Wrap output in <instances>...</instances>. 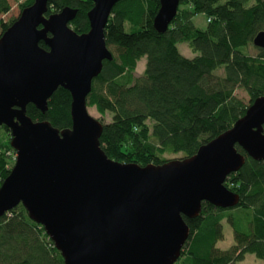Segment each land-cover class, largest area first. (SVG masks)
<instances>
[{
  "label": "water",
  "instance_id": "1",
  "mask_svg": "<svg viewBox=\"0 0 264 264\" xmlns=\"http://www.w3.org/2000/svg\"><path fill=\"white\" fill-rule=\"evenodd\" d=\"M51 1L33 0L0 37V126L15 151L0 185V217L21 204L64 264H174L189 235L184 218L196 217L202 202L223 209L238 203L224 185L244 163L236 146L264 159V95L191 157L158 166L114 161L99 145L102 125L86 97L112 59L104 30L120 0H91L82 34L69 26L75 9L46 15ZM178 5L159 0L157 32L166 31ZM253 45L264 48V31ZM58 87L71 96V127L61 131L26 115L29 104L45 112Z\"/></svg>",
  "mask_w": 264,
  "mask_h": 264
},
{
  "label": "trees",
  "instance_id": "2",
  "mask_svg": "<svg viewBox=\"0 0 264 264\" xmlns=\"http://www.w3.org/2000/svg\"><path fill=\"white\" fill-rule=\"evenodd\" d=\"M33 0L19 4L21 11ZM91 0H52L46 15L64 7L76 10L69 23L76 33L88 31ZM159 0H120L111 10L104 35L111 60H104L86 97L110 121L104 122L99 145L119 163L162 165L166 153L193 156L198 148L244 115L264 95V48L253 39L264 31V0H179L177 13L164 33L153 27ZM10 10L0 0V14ZM196 14L208 19L204 27L192 22ZM15 20V19H14ZM0 19V37L14 21ZM127 27V30H126ZM186 44L192 57L178 44ZM40 47L47 49L43 42ZM252 46L255 54L248 49ZM144 58L140 75L137 63ZM221 71V73H218ZM244 90L249 103L236 97ZM70 93L58 87L41 112L26 107L32 121H46L59 131L71 127ZM264 130V124H263ZM11 135L0 126V185L15 160ZM244 156L240 169L224 185L239 197L228 209L202 202L199 214L184 218L189 235L174 264H236L250 254L264 262V159ZM232 230L233 243L221 249L223 222ZM0 264H64L41 225L33 222L21 204L0 217Z\"/></svg>",
  "mask_w": 264,
  "mask_h": 264
},
{
  "label": "rangeland",
  "instance_id": "3",
  "mask_svg": "<svg viewBox=\"0 0 264 264\" xmlns=\"http://www.w3.org/2000/svg\"><path fill=\"white\" fill-rule=\"evenodd\" d=\"M23 1L25 0H9L10 10L7 13L0 14V19L4 22L9 21L10 19H13V20L16 19L20 13L19 4H21ZM207 21L208 19L205 17L204 14H196L192 18V22L198 27H204ZM126 30H127V27H126ZM178 49L184 56L192 57V53L187 48L186 44H183V43L178 44ZM248 51L250 54H255V50L253 49L252 46L249 47ZM144 62H145L144 58L138 61L137 67L135 70V76H138L142 73ZM218 73H221V71H219ZM234 94L236 97L240 98L245 104L249 103V97L244 90L237 88L234 91ZM87 111L92 117L98 120L102 119L104 122L110 121L109 114H106L104 117H101L94 107H87ZM181 157H182L181 153H166L163 155V158L167 160H178ZM232 243H233L232 230L228 226L226 221H224L223 222V239L218 241L216 243V246L221 249H225L229 247ZM236 264H264V262L262 260L257 259L253 255L247 254L245 255L243 261L236 263Z\"/></svg>",
  "mask_w": 264,
  "mask_h": 264
},
{
  "label": "clouds",
  "instance_id": "4",
  "mask_svg": "<svg viewBox=\"0 0 264 264\" xmlns=\"http://www.w3.org/2000/svg\"><path fill=\"white\" fill-rule=\"evenodd\" d=\"M15 161V160H14Z\"/></svg>",
  "mask_w": 264,
  "mask_h": 264
}]
</instances>
